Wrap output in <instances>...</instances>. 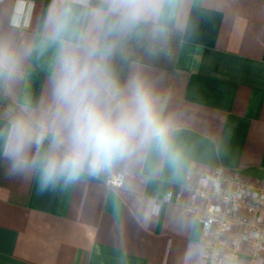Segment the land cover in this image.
Returning <instances> with one entry per match:
<instances>
[{"label":"crops","instance_id":"obj_1","mask_svg":"<svg viewBox=\"0 0 264 264\" xmlns=\"http://www.w3.org/2000/svg\"><path fill=\"white\" fill-rule=\"evenodd\" d=\"M110 14L178 29L175 69L132 61L121 86L106 80L93 52ZM0 45L15 64L4 95L43 137L28 149L26 183L0 181V264H203L202 224L180 211L178 194L208 186L219 167L264 181V0H139L136 15L114 0H2ZM66 53L88 67L113 115L134 107L136 87L145 92L164 136L135 138L102 170L49 178L48 161L70 147L53 91ZM11 124L0 117L7 159ZM116 169L124 184L109 188L104 178Z\"/></svg>","mask_w":264,"mask_h":264},{"label":"clouds","instance_id":"obj_2","mask_svg":"<svg viewBox=\"0 0 264 264\" xmlns=\"http://www.w3.org/2000/svg\"><path fill=\"white\" fill-rule=\"evenodd\" d=\"M117 7L125 6L133 15L139 11V0H114ZM15 70L13 53L0 45V75ZM89 69L78 59L66 53L60 65L59 76L54 83V97L66 108V123L70 125L69 150L61 158L50 159L46 171L48 177L57 171L68 173L71 179L77 172L88 168L99 171L116 158L123 159L137 137H163L165 126L155 116L148 95L139 87L134 91V107L118 115L102 107L97 100V90L88 83ZM43 137L32 134L23 118L11 124L9 140L4 155L12 160L14 170L31 166L28 149ZM63 140L54 141V147Z\"/></svg>","mask_w":264,"mask_h":264},{"label":"built area","instance_id":"obj_3","mask_svg":"<svg viewBox=\"0 0 264 264\" xmlns=\"http://www.w3.org/2000/svg\"><path fill=\"white\" fill-rule=\"evenodd\" d=\"M124 178L125 173L116 169L104 184L120 188ZM209 178L208 186L190 188L184 199L180 192L176 202L181 212L191 213L202 224L203 264H240L242 256L247 264H264V181L246 180L222 167Z\"/></svg>","mask_w":264,"mask_h":264},{"label":"trees","instance_id":"obj_4","mask_svg":"<svg viewBox=\"0 0 264 264\" xmlns=\"http://www.w3.org/2000/svg\"><path fill=\"white\" fill-rule=\"evenodd\" d=\"M180 41L181 32L174 27L110 14L93 55L105 71L106 80L110 79L115 83L117 81L121 86L126 67L132 61L166 71L174 70ZM5 78L6 74L0 75V117L11 122L23 118L27 127L33 126L25 113L5 97L3 91ZM31 168L30 166L24 170H17L16 178L11 180V171L14 170L12 160L0 157V181L21 186L26 183Z\"/></svg>","mask_w":264,"mask_h":264}]
</instances>
